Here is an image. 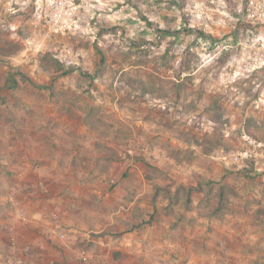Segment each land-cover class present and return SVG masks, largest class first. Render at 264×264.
Wrapping results in <instances>:
<instances>
[{
	"label": "rangeland",
	"instance_id": "374dc122",
	"mask_svg": "<svg viewBox=\"0 0 264 264\" xmlns=\"http://www.w3.org/2000/svg\"><path fill=\"white\" fill-rule=\"evenodd\" d=\"M251 139L264 0H0V264H264Z\"/></svg>",
	"mask_w": 264,
	"mask_h": 264
},
{
	"label": "crops",
	"instance_id": "0c3cea01",
	"mask_svg": "<svg viewBox=\"0 0 264 264\" xmlns=\"http://www.w3.org/2000/svg\"><path fill=\"white\" fill-rule=\"evenodd\" d=\"M13 204H14V207H15L14 208V212L11 215H8L6 217V220H5V222L9 225L8 226V230H9L8 232L9 233H8V236L6 237L7 241L5 240V238L3 236L0 235V255L5 253V251L7 252V250H9V248L13 249L15 239L20 234V232H18L16 230V227L21 224L23 219H27L26 214L21 211V205L18 204V201H14ZM49 213H51V212H49ZM22 214H23V217H22ZM28 220L32 221L34 219H32V217L28 216ZM43 220L47 221L44 218H43ZM8 253H10V252H8ZM5 256L7 257L8 254L5 253ZM7 260H8V264H10L11 262H16L17 264H21L22 263V259L20 257H12V258L8 257ZM2 264H3V262H2Z\"/></svg>",
	"mask_w": 264,
	"mask_h": 264
},
{
	"label": "built area",
	"instance_id": "2783aa9c",
	"mask_svg": "<svg viewBox=\"0 0 264 264\" xmlns=\"http://www.w3.org/2000/svg\"><path fill=\"white\" fill-rule=\"evenodd\" d=\"M232 156L233 160L238 163H242L244 161H253L254 163H259L261 159H264V142L251 139L248 141L247 146H245L242 150L234 152ZM11 193L12 195L10 196V199L13 198L12 196L14 194V189H12ZM10 264L17 263L11 262Z\"/></svg>",
	"mask_w": 264,
	"mask_h": 264
},
{
	"label": "trees",
	"instance_id": "16d2710c",
	"mask_svg": "<svg viewBox=\"0 0 264 264\" xmlns=\"http://www.w3.org/2000/svg\"><path fill=\"white\" fill-rule=\"evenodd\" d=\"M163 33H167V34H168V33H169V31L163 30ZM200 33H201V32H200ZM67 72H68V71H67Z\"/></svg>",
	"mask_w": 264,
	"mask_h": 264
}]
</instances>
